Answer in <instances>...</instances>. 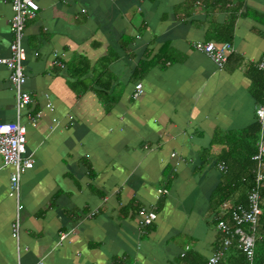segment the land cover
<instances>
[{"label":"crops","instance_id":"1","mask_svg":"<svg viewBox=\"0 0 264 264\" xmlns=\"http://www.w3.org/2000/svg\"><path fill=\"white\" fill-rule=\"evenodd\" d=\"M35 1L23 36L35 165L21 180L18 245L0 157V264L206 262L226 179L206 150L216 133L257 121L246 69L264 56V0ZM12 14L0 0V58ZM225 39L234 52L223 68L194 48ZM15 102L0 63V123L16 120ZM141 207L157 213L144 235Z\"/></svg>","mask_w":264,"mask_h":264},{"label":"built area","instance_id":"2","mask_svg":"<svg viewBox=\"0 0 264 264\" xmlns=\"http://www.w3.org/2000/svg\"><path fill=\"white\" fill-rule=\"evenodd\" d=\"M13 14L10 18L11 44L10 54L6 58H0V63L9 70V81L15 93L16 120L14 122L0 123V157L3 162L12 167L10 174L9 195L16 202L15 216L11 224V233L17 244L20 242V232L22 228V215L24 205L21 201V180L23 175L35 165L33 154L27 151V127L23 122V114L33 99L31 94L25 90L27 76L24 68L26 58V47L24 45L25 29L27 21L32 19L39 10V5L35 0H12ZM194 48L209 57L219 68H223L234 52L231 42H196ZM59 67H64V63L56 61ZM258 68L264 74V56L257 63ZM142 93V84L136 86L134 98H138ZM51 107V103L46 105ZM40 114L30 117V122H36ZM260 132L256 142V153L252 156L255 162L253 169L254 184L246 193V203L237 204L225 202L222 205L221 214H227L228 218H216V228L222 235L220 245L217 246L213 254L205 264H221L226 257V249L236 243L248 259L249 264H254L255 246L258 235L260 219V192L264 185V106L256 109ZM56 125L51 128L54 130ZM173 157L176 153L172 154ZM218 168L225 173L227 168L224 164H219ZM166 189H160L159 194H165ZM92 213L91 215H93ZM139 228L142 235L146 234L147 229L157 219V213L153 207H141L138 210ZM67 234H62L64 240ZM36 264H47L44 259H40Z\"/></svg>","mask_w":264,"mask_h":264},{"label":"trees","instance_id":"3","mask_svg":"<svg viewBox=\"0 0 264 264\" xmlns=\"http://www.w3.org/2000/svg\"><path fill=\"white\" fill-rule=\"evenodd\" d=\"M229 35L227 39L230 38ZM227 39L222 42H227ZM246 70L252 81L251 92L257 104V109L259 106H264V74L257 64H250ZM260 127L257 118L256 122H253L244 129L223 133L218 132L214 136L209 150H206V154L211 156L218 165L224 164L227 168V171L224 173L225 182L219 186L217 191L220 200L218 219L229 217L227 214H221L220 207L225 202H231L234 194L238 196L235 203H246V193H248L254 184L253 169L255 162L252 160V156L256 153V142ZM260 195V219L254 264H264V185ZM220 240L221 236L218 240V245H220ZM199 264H205V262ZM221 264H249V262L245 254L234 243L226 249V257Z\"/></svg>","mask_w":264,"mask_h":264},{"label":"rangeland","instance_id":"4","mask_svg":"<svg viewBox=\"0 0 264 264\" xmlns=\"http://www.w3.org/2000/svg\"><path fill=\"white\" fill-rule=\"evenodd\" d=\"M217 193V192H216ZM216 193H214L213 195H214V197H216L217 195H216ZM220 211H222V207H220ZM220 236L222 237V235L220 234Z\"/></svg>","mask_w":264,"mask_h":264}]
</instances>
